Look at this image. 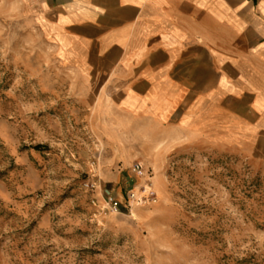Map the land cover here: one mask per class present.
<instances>
[{
	"label": "rangeland",
	"instance_id": "1",
	"mask_svg": "<svg viewBox=\"0 0 264 264\" xmlns=\"http://www.w3.org/2000/svg\"><path fill=\"white\" fill-rule=\"evenodd\" d=\"M90 80L0 0V264H264V145L157 137Z\"/></svg>",
	"mask_w": 264,
	"mask_h": 264
},
{
	"label": "crops",
	"instance_id": "2",
	"mask_svg": "<svg viewBox=\"0 0 264 264\" xmlns=\"http://www.w3.org/2000/svg\"><path fill=\"white\" fill-rule=\"evenodd\" d=\"M21 3L91 78V104L142 119L161 138L264 145V0Z\"/></svg>",
	"mask_w": 264,
	"mask_h": 264
},
{
	"label": "built area",
	"instance_id": "3",
	"mask_svg": "<svg viewBox=\"0 0 264 264\" xmlns=\"http://www.w3.org/2000/svg\"><path fill=\"white\" fill-rule=\"evenodd\" d=\"M137 169V167H135V169L134 170H136ZM130 198H134V196L133 195H130ZM116 204H114V206H115Z\"/></svg>",
	"mask_w": 264,
	"mask_h": 264
}]
</instances>
